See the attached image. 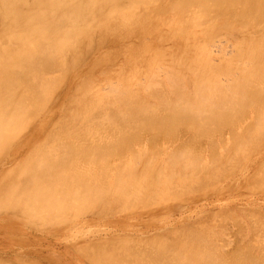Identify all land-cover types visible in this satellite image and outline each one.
<instances>
[{
  "label": "rangeland",
  "instance_id": "obj_1",
  "mask_svg": "<svg viewBox=\"0 0 264 264\" xmlns=\"http://www.w3.org/2000/svg\"><path fill=\"white\" fill-rule=\"evenodd\" d=\"M140 1L97 0L90 11L83 13L78 11L77 18L72 23L73 30L76 29L74 31L77 34L73 33L74 42H70V45L80 48L81 41L89 31L93 30L97 33L95 32L93 39L81 49V59L76 64L82 67L78 68L77 72L76 65L72 70L62 66L61 68L60 64L57 65L58 63L55 62L52 65L53 67L57 65L58 69L53 68L52 65L48 67L47 59H43L44 61L38 59L37 65L35 64L39 68L42 66L45 73L41 68L39 73L38 68L32 69L31 73L27 72L32 80L27 79L28 82L24 85L28 86L27 83L30 81H33V84H29L32 85L31 88L43 84L45 86H41L44 88L41 89L43 94L38 91L40 95L37 94V97L44 98L36 100L44 101L38 103L34 101L29 112L36 111L32 112L33 115L27 112L23 119H19L15 123L17 128L14 133L24 135L33 122L34 114L40 112L42 118L45 109L53 110L52 121H54L50 122L52 124L48 126L47 133L45 132L36 145L42 144V147L38 146L29 151L34 161L29 165L30 167L26 166L22 171L24 174L27 172L36 174L32 176L31 183L36 185L30 184L31 186L23 190L22 186L16 185L17 182L8 179L10 167L5 168L6 171L3 173L5 175L2 174L0 177V264H189V262L198 264L200 261L197 259L202 262L204 254L205 261L212 264H264V0ZM234 1L236 2L232 3ZM250 4L256 8L255 11L249 6ZM229 9L233 13L229 11V15H226L225 10ZM246 9L248 12L245 11ZM240 10L246 13L253 10L251 13L254 14L251 16L248 14V17L245 13L246 18L237 19ZM219 12L224 16H216ZM242 12L239 14H243ZM109 15L114 19L111 20ZM113 15H117V18ZM255 16L258 17L257 20ZM135 19H139V23H136ZM104 20H107L106 23L109 20L112 22L103 25ZM93 24L98 26L95 27ZM112 24H116L115 28ZM99 30L106 34H102ZM90 48L92 51L89 50ZM84 50L89 52L87 51L86 54ZM45 64H48L47 67ZM80 72L83 79L80 78L72 85L70 96L68 93L67 99L61 104L56 102L64 92L67 79L74 73ZM153 73L157 75V79L151 76ZM3 76L4 74L0 73V81ZM38 78L41 79L40 83V80H36ZM40 85L33 88L34 91L38 90ZM172 85L175 87H171ZM30 86L23 88L29 89ZM119 90L122 92L118 94ZM3 99L6 100V97L0 99V110L10 109ZM56 103L58 105L54 110L53 105ZM128 104L131 105L127 107ZM34 106L37 109L34 110ZM130 107H133V110ZM136 107H140L141 111ZM162 107L165 109L167 107V110L164 108L163 110ZM135 108L138 111H135ZM147 118L148 120H145ZM138 120L141 122L139 123ZM155 124L158 126L154 129ZM138 125L140 128L137 127ZM124 132L129 137L124 139ZM63 133L65 135H62ZM126 138L131 142L130 144L123 143ZM114 139L120 144H116V141L114 145ZM96 140L99 142V150L93 149ZM104 140L106 143L110 141L112 146L108 147L105 142L103 144ZM12 141L2 140L0 145L8 147V143L12 144ZM69 144L80 146L81 149L78 147L77 151L74 149L76 146L72 148L68 146ZM89 144H93L92 149ZM7 147L3 148L6 150L4 153L7 152ZM82 147L88 148L85 157L83 153L79 154L85 150ZM58 148L65 153L62 154L58 150L57 153ZM69 148L71 151H68ZM101 148L104 150L102 151ZM50 150L54 158H57L56 156L60 158V160L55 159V162H58L57 168L60 163L64 164L59 166L64 172L63 175L59 180L52 179L51 183L50 179L41 177L47 167L45 161L42 167L41 160L46 159L45 155H53ZM179 151L184 154L181 155ZM66 153H73L72 156L76 158L78 155L79 159H74V162V157L67 158L71 155L66 156ZM179 156H182L183 161ZM89 157L99 158L100 168L97 167V170L100 172L98 176L100 178H97L96 182L89 179L88 184H83L73 175L76 173L85 176L86 171L92 173L96 166L92 164L93 162H89L91 160ZM137 157L138 160L134 159ZM47 158L51 159L50 156ZM50 161L53 162L52 159ZM72 163L79 167H75L76 165ZM70 164L74 165L76 171L69 170ZM184 165L187 168H183ZM91 166L93 168L89 170ZM118 169L120 170L117 171ZM159 169L162 170L160 173ZM69 171H73L74 174ZM70 174L72 177H69ZM129 174L130 178L127 177ZM155 174L160 175V181L159 175ZM117 175L119 181L115 178ZM28 176L30 177V174ZM154 178L156 183L151 184L154 183L151 182ZM134 179H139L141 182L134 187L128 185ZM115 180L118 184L114 182ZM67 181L71 186L82 184V187L76 189L77 193L69 194L66 192ZM104 181L107 183L105 184ZM84 185L88 188L85 189ZM153 188L154 190L150 191ZM81 189H84L82 193ZM36 190L43 194L48 191L47 200H36L34 197ZM176 191L178 193H175ZM50 193L55 196L51 198ZM150 249L156 252H151ZM157 249L162 254H159ZM191 256L199 262L189 260ZM240 257L242 260H239ZM205 263L208 264L207 262L200 264Z\"/></svg>",
  "mask_w": 264,
  "mask_h": 264
},
{
  "label": "bare ground",
  "instance_id": "obj_2",
  "mask_svg": "<svg viewBox=\"0 0 264 264\" xmlns=\"http://www.w3.org/2000/svg\"><path fill=\"white\" fill-rule=\"evenodd\" d=\"M97 0H0V73H2V74H4V76L2 77V81H0V92H2L1 90H3V92L0 94V99L1 98H3V97H6V100L5 99H3V100H5L6 101V103H7V106L10 108V109H8V110H5V111H3L2 109L0 110V143L2 142V140H7V141H12V140H9V139H12V138H14L15 140H13L12 142V144L11 143H8L7 145H8V147L7 146H5V145H0V177H2L1 175L4 173V171H6V170H4L5 168H7V167H10L11 168V170H10V174H8V179L9 180H11L12 182H17L16 183V185H18V186H22V188H23V190H25L24 188H27V187H29V186H31V185H36V183L35 184H31L32 183V179H33V177L32 176H36V174L35 175H32L30 172H27V173H23L22 171H24V169L26 168V166H29L30 164H32L31 162L32 161H34L32 158H31V153L29 154V151H31V150H34V149H36L35 147H38V146H41V145H38V146H36L39 142H40V140H41V138H43V136L45 135V132L47 131V128H48V126L49 125H51L50 124V122L52 121V119H53V117H54V113H53V110L51 111V110H47V109H45L44 110V117H42L41 118V116L39 115L40 114V112H36V114H34V119H33V122L31 123V125L28 127V129L26 130V133L24 134V135H20L19 133H14V131L16 132V128H17V126H15V123L19 120V119H23V116L24 115H26V113L28 112L29 113V115H33V113L36 111L35 110V108L37 109V107H33L34 108V110L35 111H31V112H29L30 110H32L31 109V106L32 105H34L33 103H34V101L36 100V99H43L41 96H38L37 97V94H39L38 93V91H40V94L42 93L43 94V91L41 90V89H44L43 87H45L43 84L42 85H40V84H37V85H40V88L38 89V90H35L34 91V89L33 88H37L36 86L37 85H33L34 87L33 88H31V86L29 85V84H33L32 82L33 81H30V83H27V85L28 86H30V88H31V91H29V89L28 88H23V87H28V86H25L26 85V83L25 82H28V80H30L31 78H29V74H27V72H29V73H31V71H32V69H34V70H37V68H38V73L41 71L40 70V68L42 67H40L39 68V66H36L37 64H36V61L39 59H42L41 61H44L43 59H47V62L46 63H49V65H48V67L50 66V65H52V64H57V65H59L60 64V66L59 67H65V68H68V69H73L72 67H74L75 65H76V68H75V70H76V72L78 71V68H81L82 66H77V64H78V60H80L81 58V49L84 47V46H86V44H87V42L88 41H90L91 39H93L92 37H93V35L95 34V32L97 33V31H93V30H91V31H89L88 32V34L87 35H83L84 36V38H83V40L81 41V43H80V48H78V46H75V45H70V42H74V40H73V33H75L76 31H74V30H76V29H74L73 30V22L75 21V19L77 18V14H78V11L80 12V13H83V12H88V11H90L94 6H95V4H94V2H96ZM142 1V0H141ZM140 1V2H141ZM201 1H204V0H201ZM206 1V0H205ZM207 1H209V0H207ZM228 1V0H227ZM229 1H231V0H229ZM252 1H254V0H252ZM256 1V0H255ZM254 1V2H255ZM149 2V1H148ZM157 2V1H156ZM187 2H189V1H187ZM193 2V1H192ZM215 2V1H214ZM236 1H234V2H232V3H235ZM250 2V1H249ZM248 2V3H249ZM253 2V4L255 5V3ZM180 3V2H179ZM198 3V2H197ZM209 3V2H208ZM226 3V2H225ZM77 4H78V6H77ZM189 5V4H188ZM195 5V4H194ZM208 5V4H207ZM227 5V4H226ZM252 4H250L249 6H251ZM153 6V5H152ZM155 6V5H154ZM179 6V5H178ZM190 6V5H189ZM224 6V5H223ZM253 6V5H252ZM251 6V7H252ZM259 6V5H258ZM180 7V6H179ZM204 7H206V6H204ZM224 7H226V6H224ZM257 7V6H256ZM207 8V7H206ZM230 8V7H229ZM248 8V7H247ZM254 8L255 7H252V9L254 10ZM259 8H261V7H259ZM264 8V7H263ZM217 9V8H216ZM226 9V8H225ZM256 9V8H255ZM93 10H95V9H93ZM224 10V9H223ZM223 10H222V12H223ZM244 10V9H243ZM242 10V11H243ZM252 10V11H253ZM264 10V9H263ZM159 11V10H158ZM182 11V10H181ZM207 11H208V9H207ZM219 11V10H218ZM229 11H231L230 9L229 10H225V14L226 15H229L228 14V12ZM241 10L239 11L240 13L242 12ZM245 11H247V9L245 10ZM249 11H250V8H249ZM251 11V12H252ZM255 11V10H254ZM183 12H184V10H183ZM220 12H221V10H220ZM220 12L219 13H217V15L216 16H221L220 15ZM227 12V13H226ZM232 12V11H231ZM230 12V13H231ZM235 12V11H234ZM239 12H238V14H237V16L239 15V17H237V19L238 18H243V17H245L244 16V14L246 13V12H242L243 14H239ZM248 12V11H247ZM251 12H249V13H246V16H248V14L251 16L252 14H254V13H251ZM261 12V11H260ZM118 13V12H117ZM120 13V12H119ZM123 13H125V12H123ZM178 13V12H177ZM233 13V12H232ZM121 14V13H120ZM119 14V15H120ZM127 14V13H126ZM152 14V13H151ZM222 14H224V13H222ZM236 14V13H235ZM234 14V15H235ZM263 14V13H262ZM91 16L92 15H94V14H90ZM100 15H102V14H100ZM127 15H129V14H127ZM161 15V14H160ZM259 15V14H258ZM260 15H261V13H260ZM259 15V16H260ZM110 16V15H109ZM116 16V18H117V15H115ZM114 15H113V17H115ZM123 16H124V14H123ZM157 16V15H156ZM215 16V15H214ZM222 16H224V15H222ZM221 16V17H222ZM257 16V15H256ZM256 16H255V18H256ZM86 18L88 17V16H85ZM101 17V16H100ZM111 17V16H110ZM126 17V16H125ZM124 17V18H125ZM129 18H130V16H128ZM178 17V16H177ZM249 17V16H248ZM80 18V17H79ZM82 18V17H81ZM80 18V19H81ZM94 18V17H93ZM112 18V17H111ZM116 18H115V21H117L116 20ZM120 18V17H119ZM127 18V17H126ZM128 18V20H131V19H129ZM132 18V17H131ZM207 18V17H206ZM209 18V17H208ZM218 18V17H217ZM246 18V17H245ZM254 18V19H255ZM258 18V17H257ZM257 18L255 19V20H257ZM96 19V18H95ZM94 19V20H95ZM114 18H112L111 20H113ZM122 19V18H121ZM209 19H212V18H209ZM208 19V20H209ZM213 19H216V17H213ZM102 19H100V21H101ZM111 20H109L110 22H112ZM136 20V19H135ZM135 20H132V21H135ZM139 20V19H138ZM138 20H136L137 22L136 23H139L138 22ZM163 20V19H162ZM248 20V19H247ZM80 21V20H79ZM98 21V20H97ZM99 21V22H100ZM107 21V20H106ZM106 21L104 20V23L105 24H103V25H106L107 23H106ZM122 21V20H121ZM140 21V20H139ZM215 21V20H214ZM227 21V20H226ZM86 22V21H85ZM119 22V21H118ZM82 23H83V21H82ZM93 23V22H92ZM103 23V22H102ZM122 23H124V22H122ZM126 23V22H125ZM133 23V22H132ZM78 24H80V22L78 23ZM91 24V23H90ZM111 24V23H110ZM109 24V25H110ZM129 24V23H128ZM233 24V23H232ZM86 25H87V22H86ZM94 25V24H93ZM108 25V26H109ZM112 25H114V28H115V25L116 24H112ZM122 25V24H121ZM137 25V24H136ZM228 25V24H227ZM226 25V26H227ZM244 25V24H243ZM247 25V24H246ZM95 27H97L96 25H94ZM138 26V25H137ZM222 26V25H221ZM230 26V25H229ZM233 26V25H232ZM250 26V25H249ZM88 27H89V25H88ZM102 27V26H101ZM104 27H106L107 28V26H104ZM103 27V28H104ZM124 27H126V26H123V28ZM131 27V26H130ZM247 27V26H246ZM109 28H111V27H109ZM113 28V27H112ZM117 28V27H116ZM118 28L120 29V27L118 26ZM122 28V27H121ZM254 28V27H253ZM88 29V28H87ZM94 29H96V28H94ZM118 29V30H119ZM72 30L74 31V32H72ZM105 30V29H104ZM115 30V29H114ZM113 30V31H114ZM117 30V29H116ZM122 30V29H121ZM100 31V30H99ZM106 31V30H105ZM134 31V30H133ZM87 32V31H86ZM101 32V31H100ZM117 32V31H116ZM245 32V31H244ZM248 32V31H247ZM102 34H106V33H103V32H101ZM109 33L111 34L112 33V30H111V32L109 31ZM125 33V32H124ZM75 34H77V33H75ZM79 34V33H78ZM114 35V34H113ZM97 36V35H96ZM234 37V36H233ZM114 39H116V38H114ZM224 39V38H223ZM79 41V42H80ZM105 43V42H104ZM223 43V42H222ZM224 43H226V42H224ZM212 44V43H211ZM214 44V43H213ZM102 46H103V44H101ZM209 45V44H208ZM67 46H72V47H67ZM215 46H216V44H215ZM67 47V48H66ZM97 49V48H96ZM90 51H92L91 50V48L89 49ZM89 50H87L88 52H89ZM149 50V49H148ZM83 51V50H82ZM85 51V50H84ZM87 51H85V53L87 52ZM87 52V53H88ZM220 52V51H219ZM86 53V54H87ZM83 55V54H82ZM86 56V55H85ZM85 56H84V59H85ZM87 57V56H86ZM83 60V59H82ZM81 60V61H82ZM40 61V62H41ZM81 61H80V63H81ZM38 62V61H37ZM51 62V63H50ZM55 62V63H54ZM86 62V60H84L83 61V63H85ZM97 62H99V61H97ZM77 63V64H76ZM103 63V62H102ZM36 64V65H35ZM42 64L44 65V62H42ZM39 65V64H38ZM41 65V64H40ZM47 65L45 64V66L47 67ZM57 65H54L55 67H53V65H52V67L53 68H57L58 69V67H56ZM36 66V67H35ZM87 66V65H86ZM51 67V66H50ZM61 67V68H62ZM92 68V67H91ZM42 69V68H41ZM164 69H166V68H164ZM43 70V69H42ZM45 70H46V68H45ZM49 70V69H48ZM54 70V69H53ZM56 70V69H55ZM54 70V71H55ZM80 70V69H79ZM59 71V70H58ZM107 71V70H106ZM225 71V70H224ZM33 72V71H32ZM43 72L45 73V71L43 70ZM49 72H51V70H49ZM55 72H57V71H55ZM62 72H63V69H62ZM69 72H71L70 70H69ZM264 72V71H263ZM7 73V74H6ZM191 73V72H190ZM37 74V73H36ZM32 75H33V73H32ZM40 75V74H39ZM86 75V74H85ZM167 75V74H166ZM36 76V75H35ZM82 76V73L80 72V73H74L73 74V76H71L70 78H68L67 79V81H66V83L64 84V92L62 93V96H61V94H60V98L58 97V100L56 99V102H60L59 104H61V102L62 101H64L65 99H67L66 97H67V95H68V93H69V91H70V89H72L71 87H72V85L77 81V80H79L80 78H82L83 79V77H81ZM151 76L153 77V76H155V73H153V75L151 74ZM157 76V75H156ZM155 76V77H156ZM176 76H177V74H176ZM259 76V75H258ZM41 78H45V79H49V78H46V77H42L41 76ZM143 78V77H142ZM154 78V77H153ZM170 78V77H169ZM168 78V79H169ZM175 78V77H174ZM28 79V80H27ZM44 79V80H45ZM156 79H157V77H156ZM224 79V78H223ZM32 80V79H31ZM36 80H40L39 81V83L41 82V79H36ZM153 80V79H152ZM52 81V80H51ZM138 83V82H137ZM140 83V82H139ZM153 83V82H152ZM151 83V84H152ZM157 83V82H156ZM25 84V85H24ZM117 84V83H116ZM182 84V83H181ZM180 84V85H181ZM254 84V83H253ZM76 85V84H75ZM176 85V84H175ZM179 85V84H178ZM41 86H43L42 88H41ZM47 86V85H46ZM85 87V86H84ZM111 87V86H110ZM171 87H175V86H171ZM48 88V87H47ZM115 88V87H114ZM19 89V90H18ZM25 91H24V90ZM33 89V90H32ZM111 89H112V87H111ZM230 89H232V88H230ZM107 90H108V88H107ZM110 90V89H109ZM123 90V89H122ZM152 90V89H151ZM220 90H222L221 88H220ZM246 90H247V88H246ZM112 91V90H111ZM115 91V89H113V92ZM153 91V90H152ZM224 91H225V89H224ZM233 91V90H232ZM242 91V90H241ZM248 91V90H247ZM109 92V91H108ZM118 92V94L119 93H121L122 91H117ZM154 92H156V91H154ZM185 92V91H184ZM226 92V91H225ZM243 92V91H242ZM251 92V91H250ZM249 92V93H250ZM247 93V92H246ZM39 94V95H40ZM70 94H71V92L69 93V96H70ZM123 94H124V91H123ZM156 94V93H155ZM158 94V93H157ZM156 94V95H157ZM184 94V93H183ZM134 95V94H133ZM132 95V96H133ZM160 95H161V93H160ZM256 95V94H255ZM254 95V96H255ZM68 96V99H70V97ZM110 96V95H109ZM153 96H154V94H153ZM177 96V95H176ZM178 96H180V94H178ZM218 96V95H217ZM258 96V95H257ZM256 96V97H257ZM40 97V98H39ZM182 97V96H181ZM184 97V96H183ZM193 97V96H192ZM240 97V96H239ZM50 98V97H49ZM53 98H55V97H53ZM157 98V97H156ZM176 98V97H175ZM179 98V97H178ZM194 98V97H193ZM241 98V97H240ZM105 100H106V98H104ZM165 99V98H164ZM177 99V98H176ZM181 99V98H180ZM179 99V100H180ZM203 99V98H202ZM263 99V98H262ZM35 101V103H38V102H42V101H44V100H42V101ZM49 100V99H48ZM184 100H187V99H184ZM189 100V99H188ZM207 100V99H206ZM205 100V101H206ZM231 100V99H230ZM255 100V99H254ZM82 101V100H81ZM102 101V100H101ZM182 101V100H181ZM160 102V101H159ZM175 102H176V100H175ZM174 102V103H175ZM242 102V101H241ZM127 103H128V101H127ZM165 104L167 103L166 101L164 102ZM173 103V102H172ZM234 103V102H233ZM3 104V103H2ZM121 104V103H120ZM123 104V103H122ZM138 104V103H137ZM161 104V103H160ZM163 104V103H162ZM161 104V105H162ZM164 104V105H165ZM170 103H168V105H169ZM234 104H236V103H234ZM242 104V103H241ZM244 104V103H243ZM36 105V104H35ZM57 103L55 104V105H53L54 106V110H55V107H57ZM129 105H131V104H128V106L127 107H129ZM136 105V104H135ZM138 105H140V103L138 104ZM160 105V106H161ZM175 105H178V104H175ZM174 105V106H175ZM182 104L180 103V106H181ZM185 105V104H184ZM240 105V104H239ZM2 106H4V105H2ZM117 106H119V105H117ZM123 106V105H122ZM133 106V105H132ZM142 106V105H141ZM140 106V107H141ZM153 106V105H152ZM187 106H190V104L188 105L187 104ZM187 106H185V107H187ZM192 106V105H191ZM244 106V105H243ZM256 106V105H255ZM42 107V106H41ZM40 107V108H41ZM140 107H136V108H140ZM145 107H146V105H145ZM194 107V106H193ZM262 107H263V105H262ZM4 108V107H3ZM123 108V107H122ZM135 108V111H138L137 109ZM147 108V107H146ZM164 107H162V109H163ZM178 108V107H177ZM192 108V107H191ZM217 108V107H216ZM233 108V107H232ZM130 109H132L133 110V107L131 108L130 107ZM129 109V110H130ZM144 109V108H143ZM159 109V108H158ZM161 109V108H160ZM165 109V108H164ZM163 109V110H164ZM170 109H175V108H171L170 107ZM181 109H186V108H183V107H181ZM189 109V108H188ZM257 109H259V108H257ZM39 110H42V109H39ZM39 110H37V111H39ZM115 110V109H114ZM128 110V109H127ZM140 111H141V109H139ZM162 110V111H163ZM165 110H167V107H166V109ZM177 110V109H176ZM179 110V109H178ZM187 110V109H186ZM244 111H245V109H243ZM255 110V109H254ZM260 110V109H259ZM142 111H144V110H142ZM146 111V110H145ZM144 111V112H145ZM147 111H150L149 109H147ZM170 111V110H169ZM191 111V110H190ZM33 112V113H32ZM55 112V111H54ZM57 112V111H56ZM116 112V111H115ZM115 112H114V114H115ZM166 112H168V111H166ZM165 112V113H166ZM200 112V111H199ZM261 112H263V111H261ZM30 113H32V114H30ZM110 113V112H109ZM129 113V112H128ZM131 113H133V112H131ZM137 113V112H136ZM140 113V112H139ZM143 113V112H142ZM152 113V112H151ZM156 113V112H155ZM187 113H190V112H187ZM192 113L194 114V112L192 111ZM201 113V112H200ZM209 113V112H208ZM239 113V112H238ZM68 114V113H67ZM145 114V113H144ZM146 114H147V112H146ZM157 114V113H156ZM164 114V113H163ZM94 115H95V113H94ZM116 115V114H115ZM126 115V114H125ZM132 115V114H131ZM137 115V114H136ZM162 115V114H161ZM183 115V114H182ZM190 115H192L191 113H190ZM240 115V114H239ZM98 116V115H97ZM120 116V115H119ZM135 116V115H134ZM134 116H131V117H134ZM140 116V115H139ZM149 116V115H148ZM158 116H160V115H158ZM242 116H243V114H242ZM256 116H258V115H256ZM123 117V116H122ZM125 117V116H124ZM136 117H138V116H136ZM143 117H145L144 115H143ZM150 117V116H149ZM209 117V116H208ZM239 117V116H238ZM258 117H260V116H258ZM93 118V117H92ZM139 118V117H138ZM138 118H135V119H138ZM154 118V117H153ZM189 118H191V117H189ZM196 118V117H195ZM194 118V119H195ZM203 118V117H202ZM72 119V118H71ZM76 119V118H75ZM134 119V118H133ZM134 119V120H135ZM164 119V118H163ZM191 119H193V117L191 118ZM216 119V118H215ZM56 120V119H55ZM79 120V119H78ZM122 120V119H121ZM133 120V121H134ZM145 120H148V118L147 119H145ZM152 120H154V119H152ZM158 120V119H157ZM178 120V119H177ZM189 120V119H188ZM217 120V119H216ZM242 120V119H241ZM54 121V120H53ZM52 121V122H53ZM131 121V120H130ZM139 121V120H138ZM137 121V122H138ZM160 121H162V120H160ZM190 121V120H189ZM224 121H226V120H224ZM97 122V121H96ZM106 122V121H105ZM120 122H122V121H120ZM125 122V121H124ZM132 122V121H131ZM141 121H139V123H140ZM148 122V121H147ZM154 122H155V120H154ZM153 122V123H154ZM186 122V121H185ZM191 122V121H190ZM234 122V121H233ZM74 123V122H73ZM110 123V122H109ZM126 123V122H125ZM151 123V122H150ZM161 123V122H160ZM160 123H159V125H160ZM163 123H165V122H163ZM163 123H162V125H163ZM196 123V122H195ZM118 124V123H117ZM121 124V123H120ZM131 124V123H130ZM133 124H136V123H133ZM138 124V123H137ZM152 124V123H151ZM150 124V125H151ZM168 124V123H167ZM182 124V123H181ZM194 124V123H193ZM221 124V123H220ZM226 124V123H225ZM228 124V123H227ZM87 125V124H86ZM108 125V124H107ZM125 125H127V124H125ZM140 125V124H139ZM139 125L137 126V127H139ZM169 125H170V123H169ZM183 125H185V124H183ZM188 125V124H187ZM200 125V124H199ZM198 125V126H199ZM222 125V124H221ZM231 125V124H230ZM18 126H20V125H18ZM25 126V125H24ZM106 126V125H105ZM144 125H143V122H142V127H143ZM157 126H158V124H157ZM156 126V124H155V126H154V129L157 127ZM179 126V125H178ZM177 126V127H178ZM186 126V125H185ZM202 126H204V125H202ZM207 126V125H206ZM227 126H229V125H227ZM63 127V126H62ZM73 127V126H72ZM80 127V126H79ZM100 127V126H99ZM141 127V128H142ZM151 127L153 128V126L151 125ZM168 127V126H167ZM195 128H196V125L194 126ZM200 127V126H199ZM220 127H222V126H220ZM219 127V128H220ZM233 127V126H232ZM235 127V126H234ZM257 127V126H256ZM68 128V127H67ZM101 128V127H100ZM119 128V127H118ZM140 128V127H139ZM151 128V129H152ZM202 128V127H201ZM216 128V127H215ZM243 128V127H242ZM65 130H67L66 128H64ZM95 129V128H94ZM111 129V128H110ZM115 129V128H114ZM150 129V128H149ZM153 129V130H154ZM158 129H159V127H158ZM231 129V128H230ZM250 129V128H249ZM253 129V128H252ZM76 130V129H75ZM109 130V129H108ZM147 130V129H146ZM157 130V129H156ZM162 130V129H161ZM202 130V129H201ZM209 131H211L210 129H208ZM215 130V129H214ZM234 130V129H233ZM101 131V130H100ZM110 131V130H109ZM115 131H116V129H115ZM125 131V130H124ZM141 131V130H140ZM150 131V130H149ZM158 131V130H157ZM156 131V132H157ZM164 131H166V130H164ZM205 131V130H204ZM208 131V132H209ZM220 131V130H219ZM64 132V131H63ZM85 132V131H84ZM102 132V131H101ZM104 132V131H103ZM142 132V131H141ZM148 132V131H147ZM172 132V131H171ZM200 132V131H199ZM202 132V131H201ZM221 132V131H220ZM233 132V131H232ZM47 133V132H46ZM59 133V132H58ZM81 133V132H80ZM79 133V134H80ZM112 133V132H111ZM114 133V132H113ZM123 132H121L120 131V134H122ZM125 133V135L123 136V138L124 137H129V136H126V132H124ZM131 133H133V132H131ZM174 133V132H173ZM198 133V132H197ZM204 133H206V132H204ZM213 133V132H212ZM13 134H15V135H13ZM160 134V133H159ZM158 134V135H159ZM13 135V136H12ZM51 135H52V133H51ZM62 135H65L64 133L62 134ZM113 135V134H112ZM123 135V134H122ZM130 135V134H129ZM157 135V134H156ZM157 135V136H158ZM161 135V134H160ZM200 135H202V134H200ZM225 135V134H224ZM237 135V134H236ZM75 136V135H74ZM96 136V135H95ZM111 136V135H110ZM17 137V138H16ZM51 137V136H50ZM63 137H66V136H63ZM73 137V136H72ZM111 137H113V136H111ZM139 137H141L140 135H139ZM167 137V136H166ZM195 137V136H194ZM205 137H206V135H205ZM48 138V137H47ZM46 138V139H47ZM60 138H61V135H60ZM151 138V137H150ZM221 138V137H220ZM54 139V138H53ZM89 139V138H88ZM87 139V140H88ZM125 139V138H124ZM135 139V138H134ZM193 139V138H192ZM213 139V138H212ZM49 140V139H48ZM57 140V139H56ZM63 140H65V138L63 139ZM81 140H83V138L81 139ZM86 140V139H85ZM128 140V138H126V141L125 142H123V143H131V142H128L127 141ZM132 140V139H131ZM144 140V139H143ZM194 141H195V139H193ZM197 140V139H196ZM210 140V139H209ZM54 141V140H53ZM68 141H70V140H68ZM72 141H74V140H72ZM102 141V140H101ZM108 141V140H107ZM112 141V140H111ZM116 141L117 140H115L114 139V142H113V144L115 145V143H116ZM129 141H130V139H129ZM139 141H141V140H139ZM200 141V140H199ZM214 141V140H213ZM67 142V141H66ZM91 142H92V140H91ZM93 142H94V140H93ZM96 144L93 146V144H91L94 148L93 149H95V150H99V147H98V144H99V142L96 140ZM104 142L106 143V141L104 140L103 141V144H104ZM215 142V141H214ZM47 143V142H46ZM111 142L109 141L108 143H106V145L108 144V147H111L112 145L110 144ZM208 143V142H207ZM223 143V142H222ZM73 144V143H72ZM72 144H69L68 146H70V145H72ZM78 144V143H77ZM82 144V143H81ZM109 144H110V146H109ZM116 144H120V143H118V141H117V143ZM169 144V143H168ZM255 144V143H254ZM90 144H89V146H91ZM100 145H102V143L100 144ZM132 145V144H131ZM180 145H182L181 143H180ZM214 145V144H213ZM228 145V144H227ZM74 146H76V148H74V149H76L77 151H78V147L81 149V147L80 146H78L77 147V145H73V146H70V147H74ZM83 146V145H82ZM84 146H86L85 144H84ZM88 146V145H87ZM92 146H91V149H92ZM182 146H185V145H182ZM4 147H7L8 149H7V152H5L4 153V151H6V150H3V148ZM42 147V146H41ZM55 147H57V146H55ZM59 147V146H58ZM119 147V146H118ZM63 148V147H62ZM82 148H84V147H82ZM150 148V147H149ZM175 148V147H174ZM189 148V147H188ZM5 149V148H4ZM61 149V148H60ZM71 148H69L68 149V151L70 150ZM73 149V150H74ZM79 149V150H80ZM85 150L86 149H88V148H84ZM102 149V148H101ZM133 149V148H132ZM141 149H143V148H141ZM160 149H162V148H160ZM190 149V148H189ZM213 149V148H212ZM258 149V148H257ZM52 150H54V149H52ZM52 150H50V153H51V151ZM59 151V148L58 149H56V151ZM83 150V149H82ZM85 150H83V152L81 151V153H79V154H82L83 155V157H85L84 155H86V152H88L87 150L85 151ZM104 149H102V151H103ZM55 151V150H54ZM58 151H57V153H58ZM61 152H62V154L63 153H65L64 152V150H60ZM59 151V152H60ZM71 151V150H70ZM75 151V150H74ZM85 151V152H84ZM90 151V150H89ZM163 150H161V152H162ZM174 151V150H173ZM216 151V150H215ZM73 152V151H72ZM91 152H94V151H91ZM149 152H150V150H149ZM152 152H153V150H152ZM156 152V151H155ZM160 152V153H161ZM180 152V151H179ZM57 153H56V155H57ZM85 153V154H84ZM100 153H102V152H100ZM99 153V154H100ZM146 153V152H145ZM176 153V152H175ZM182 153L183 152H180V154L182 155ZM199 153V152H198ZM197 152H196V154H198ZM216 153H217V151H216ZM216 153H212V154H216ZM51 154H53V153H51ZM61 154V153H60ZM72 154L73 153H70V154H68V153H66V156L67 155H71L70 157H67V158H73L74 157V155L72 156ZM93 154H95V153H93ZM92 154V155H93ZM103 154V153H102ZM102 154H100L101 156H103ZM142 154V153H141ZM144 154V153H143ZM184 154V153H183ZM211 154V155H212ZM229 154V153H228ZM96 155V154H95ZM108 155H110L111 156V154H107V156ZM155 155H157V154H155ZM218 155V154H217ZM8 156V157H7ZM33 156V155H32ZM46 156V159L44 160H41V162H43L41 165H42V167H44L43 166V164H44V161L46 162V168L44 169V171L42 172V176L41 177H43V178H46L47 180H51L50 181V183L52 182V179H58L59 180V177H61L62 175H63V170L61 169V168H59V166L61 165V163H60V165L58 166V168H57V163L58 162H55V159H57V160H60V158L58 157V156H56L57 158H54V154L51 156V155H49L50 157H51V159L53 160V162L52 161H50L51 159L50 158H47V157H49V156H47V155H45ZM61 156H64V155H61ZM65 156V157H66ZM91 156V155H90ZM94 156V155H93ZM97 157H98V155H96ZM106 156V157H107ZM195 156V155H194ZM136 157V156H135ZM156 157H159L158 155L156 156ZM156 157H155V159H156ZM180 157V159H182V156H179ZM210 157V156H209ZM218 157V156H217ZM77 158H78V155H77ZM76 158V156L73 158V161L75 162V160L74 159H77ZM82 158V157H81ZM88 158V157H87ZM90 158V157H89ZM138 158L139 157H137V158H134V159H137L138 160ZM148 158H150V156L148 155ZM176 158V157H175ZM186 158V157H185ZM194 158V157H193ZM79 159V158H78ZM83 159H85V158H83ZM83 159H82V162H83ZM91 160H89V162H93L92 164L93 165H95L96 167H95V169L91 166V169H89V170H92V168H93V170L91 171L92 173L91 174H89L87 171H86V175L85 176H79V175H77L76 173L74 174L73 173V171H69V172H72L74 175H73V177H76L77 178V180L78 181H80L81 183H83V184H88L87 182H88V180L89 179H92V181H94V182H96V180H97V178H98V176H99V171L97 170V167H98V169L100 168L98 165H99V158H95V159H92V158H90ZM155 159H153V160H155ZM169 159V158H168ZM173 159V158H172ZM212 159H213V157H212ZM228 159V158H227ZM87 160V159H86ZM105 160V159H104ZM123 160V159H122ZM150 160V159H149ZM165 160H167V159H165ZM170 160V159H169ZM220 160V159H219ZM239 160V159H238ZM38 161H39V159H38ZM65 161H66V158H65ZM71 161V160H70ZM171 161V160H170ZM182 161H183V159H182ZM66 162H68V161H66ZM66 162H64L65 164H66V166H67V163ZM136 162H138V161H136ZM151 162H152V160H151ZM184 162H185V160H184ZM187 162V161H186ZM34 163V162H33ZM140 163V162H139ZM167 163H169V162H167ZM176 163V162H175ZM190 163V162H189ZM72 164H75V163H72ZM122 164V163H121ZM162 164H163V162H162ZM166 164V163H165ZM171 164V163H170ZM173 164V163H172ZM183 163H181V165H182ZM39 165V163L37 164V166ZM63 166H64V164H62ZM61 165V166H62ZM71 165V164H70ZM76 165V164H75ZM89 165V164H88ZM115 165V164H114ZM146 165V164H145ZM151 165H152V163H151ZM168 165V164H167ZM175 165V164H174ZM180 165V166H181ZM34 166V165H33ZM60 166V167H61ZM105 166V165H104ZM110 166V165H109ZM111 166H113L112 165V163H111ZM166 166V165H165ZM185 166V165H184ZM183 166V168H187L186 166L184 167ZM190 166V165H189ZM224 166V165H223ZM30 167V166H29ZM41 166H40V169L42 168ZM75 167H79V166H75ZM74 165H71V167H70V169L69 170H73L74 168ZM81 167H83V166H81ZM119 167V166H118ZM122 167V166H121ZM145 167V166H144ZM168 167V166H167ZM174 167H176V166H174ZM192 167H194V166H192ZM9 168V169H10ZM31 168H33L32 166H31ZM66 168V167H65ZM86 168V167H85ZM84 168V169H85ZM105 168V167H104ZM120 168V167H119ZM135 168V167H134ZM161 168H162V165H161ZM211 168V167H210ZM67 169V168H66ZM80 169V168H79ZM88 169V168H87ZM102 169V168H101ZM145 169V168H144ZM147 169V168H146ZM154 169V168H153ZM171 169V168H170ZM173 169V168H172ZM176 169V168H175ZM175 169H173V170H175ZM193 169V168H192ZM202 169V168H201ZM8 170V169H7ZM27 170V169H26ZM75 171H76V169H74ZM78 170V169H77ZM120 169H118L117 171H119ZM148 170H150V169H148ZM195 170V169H194ZM31 171V170H30ZM121 171H122V168H121ZM137 171V170H136ZM152 171V170H151ZM160 171H162V170H160L159 169V173H160ZM171 171V170H170ZM196 171V170H195ZM216 171V170H215ZM32 172V171H31ZM108 172V171H107ZM143 172H144V170H143ZM169 172V171H168ZM7 173V172H6ZM34 173H36V172H34ZM66 173V172H65ZM104 173V172H103ZM106 173V172H105ZM121 173H123V172H121ZM139 173V172H138ZM166 173V172H165ZM30 174V177L28 176ZM44 174V175H43ZM84 174V173H83ZM111 174V173H110ZM109 174V175H110ZM195 174L196 173H194V176H195ZM3 175H5V174H3ZM38 175V174H37ZM102 175H104V174H102ZM127 175V174H126ZM142 175V174H141ZM156 176H158L157 174H155ZM155 175H154V177H155ZM174 175V174H173ZM67 176V175H66ZM120 176V175H119ZM122 176V175H121ZM130 176V174L127 176L128 178H130L129 177ZM137 176V175H136ZM136 176H134V177H136ZM169 176V175H168ZM170 176H171V174H170ZM178 176V175H177ZM189 176V175H188ZM191 176H193V175H191ZM7 177V176H6ZM5 177V178H6ZM32 177V178H31ZM40 177V178H41ZM65 177V176H64ZM69 177H72V174H70L69 175ZM108 177V176H107ZM118 175L117 176H115V178L118 180ZM144 177V176H143ZM174 177H176V176H173V178ZM100 178V177H99ZM98 178V179H99ZM157 178V177H156ZM160 178V175L158 176V179ZM7 179V180H8ZM61 179H63V178H61ZM65 179V178H64ZM122 179H124V178H122ZM161 179V178H160ZM160 179H159V181H160ZM170 179V178H169ZM180 179V178H179ZM7 180H5V181H7ZM8 180V181H9ZM38 180V179H37ZM42 180V179H41ZM67 180V179H66ZM70 180V179H69ZM110 180H111V178H110ZM147 180V179H146ZM152 181L151 182H154L155 181V178L154 179H151ZM4 181V182H5ZM43 181V180H42ZM44 181H46V180H44ZM54 181V180H53ZM72 181H74V180H72ZM105 181H107L106 179H105ZM105 181H104V183H105ZM112 181V180H111ZM119 181V180H118ZM148 181V180H147ZM4 182H3V184H4ZM10 182V181H9ZM49 182V181H48ZM57 182V181H56ZM66 182V181H65ZM68 183H67V191L66 192H69V194L70 193H77V190L76 189H79V188H81L82 187V184H77V185H72L71 186V184L69 183V181H67ZM79 182V183H80ZM115 183H117L118 184V182H116V180L114 181ZM122 182H123V180H122ZM141 181L139 180V179H134L133 181L131 180L129 183H128V185H130V186H132V187H134L135 185H137V184H139ZM77 183V182H76ZM107 183V182H106ZM105 183V184H106ZM156 182H154V183H151V184H155ZM1 184V183H0ZM8 184V183H7ZM31 184V185H30ZM52 184H55V183H52ZM61 184H62V182H61ZM114 184V183H113ZM120 184V183H119ZM149 184V183H148ZM9 185H11V184H9ZM95 185V184H94ZM93 185V186H94ZM103 185V184H102ZM195 185V184H194ZM197 185V184H196ZM14 186V185H13ZM85 186V189L86 188H88L86 185H84ZM98 186V185H97ZM97 186H95V187H97ZM121 186H122V184H121ZM197 186H201V185H197ZM11 187V186H10ZM94 187V188H95ZM139 187V186H138ZM146 187V186H145ZM91 188V187H90ZM94 188H92V190L94 189ZM100 188V187H99ZM126 188V187H125ZM151 188V187H150ZM4 189L5 188H3V191H4ZM9 189V188H8ZM21 189V188H20ZM19 189V190H20ZM36 189V188H35ZM38 189V188H37ZM195 189V188H194ZM22 190V189H21ZM41 190V189H40ZM48 190V189H47ZM52 190V189H51ZM82 190H84V189H81V193H82ZM99 190V189H98ZM152 190H154V188L153 189H151L150 191H152ZM192 190V189H191ZM18 191V190H17ZM37 191V190H36ZM35 191V192H36ZM56 190H54L53 192H55ZM87 191H88V189H87ZM94 191V190H93ZM114 191V190H113ZM142 191V190H141ZM156 191H158V190H156ZM46 192V191H45ZM62 192V191H61ZM79 192V193H80ZM91 192V191H90ZM125 192V191H124ZM149 192V191H148ZM220 192V191H219ZM30 193V192H29ZM56 194L55 195H57V192H55ZM58 193H59V191H58ZM65 193V192H64ZM98 193V192H97ZM175 193H178L177 191L175 192ZM46 194H49V192L47 191L45 194H43V192H39V190L35 193V199L36 200H43V199H46L47 200V195ZM60 194V193H59ZM58 194V195H59ZM62 194H63V192H62ZM61 194V195H62ZM83 194H84V192H83ZM93 194V193H92ZM96 194V193H95ZM95 194H93V195H95ZM123 194V193H122ZM222 194V193H221ZM50 197L52 198V196H55L53 193L51 194L50 193ZM72 195V194H71ZM99 195V194H98ZM60 196V195H59ZM86 196V195H85ZM118 196V195H117ZM133 196V195H132ZM32 197V196H31ZM70 197H72V196H70ZM74 197H76L75 195H74ZM80 197V196H79ZM93 197V196H92ZM92 197H91V199H92ZM121 197V196H120ZM60 198H61V196H60ZM21 199H23V198H21ZM25 199V198H24ZM57 199V198H56ZM94 200V199H93ZM23 202V201H22ZM7 205V204H6ZM16 206V205H15ZM18 206V205H17ZM45 206V205H44ZM43 206V207H44ZM99 206V205H98ZM46 207V206H45ZM102 207V206H101ZM16 208V207H15ZM244 209V208H243ZM102 210V209H101ZM104 210V209H103ZM24 211V210H23ZM45 211V210H44ZM51 211V210H50ZM81 212V211H80ZM27 213V212H26ZM30 213V212H29ZM247 213V212H246ZM249 214V213H248ZM253 214V213H252ZM81 216V215H80ZM238 219V218H237ZM251 219V218H250ZM224 221V220H223ZM240 221V220H239ZM234 222V221H233ZM228 223V222H227ZM225 225V224H224ZM243 225V224H242ZM185 226V225H184ZM238 226V225H237ZM221 227V226H220ZM224 227H226V226H224ZM244 227V226H243ZM230 228V227H229ZM240 228V227H239ZM238 228V229H239ZM223 229V228H222ZM230 230V229H229ZM133 231H135V230H133ZM164 231V230H163ZM168 231H169V229H168ZM136 232V231H135ZM142 232V231H141ZM231 237V236H230ZM194 238V237H193ZM241 238V237H240ZM250 238V237H249ZM198 239V238H197ZM200 239V238H199ZM251 239V238H250ZM194 240H195V238H194ZM208 240V239H207ZM214 240V239H213ZM188 241V240H187ZM191 241V240H190ZM226 242V241H225ZM202 243V242H201ZM262 243V242H261ZM142 244V243H141ZM162 244V243H161ZM173 244V243H172ZM171 244V245H172ZM204 244V243H203ZM200 245H202V244H200ZM206 245H208V244H206ZM120 246V245H119ZM130 246V245H129ZM132 246V245H131ZM135 246V245H134ZM134 246H132V247H134ZM140 246H143V245H140ZM148 246V245H147ZM254 246V245H253ZM264 246V245H263ZM144 247V246H143ZM152 248H154L153 246H151ZM170 247V246H169ZM250 247V246H249ZM259 247V246H258ZM89 248V247H88ZM149 248V247H148ZM148 248H146V250H148ZM151 248V249H152ZM157 248V247H156ZM211 248V247H210ZM127 249V248H126ZM151 249H150V251H151ZM167 249V248H166ZM165 249V250H166ZM214 249V248H213ZM213 249H211V250H213ZM229 249V248H228ZM254 249H255V247H254ZM128 250V249H127ZM135 250V249H134ZM140 250H143V249H140ZM158 250V249H157ZM161 250L162 251H164V249H162L161 248ZM171 251L173 250V249H170ZM201 250V249H200ZM206 250V249H205ZM100 251V250H99ZM139 251V250H138ZM138 251H136V253L138 252ZM149 251V250H148ZM148 251H147V253H148ZM214 251V250H213ZM141 252V251H140ZM146 252V251H145ZM151 252H154V251H151ZM156 252V251H155ZM154 252V253H155ZM160 251L158 250V253H159ZM237 252V251H236ZM121 253V252H120ZM153 253V254H154ZM171 253V252H170ZM217 253V252H216ZM123 254V253H122ZM138 254H140V253H138ZM150 254V253H149ZM152 253H151V255H153ZM157 254V253H156ZM159 254H162L161 252L159 253ZM169 254V253H168ZM170 255V254H169ZM196 255H198V254H196ZM235 255V254H234ZM236 255H238V254H236ZM164 256H166V255H164ZM174 256V255H173ZM187 256V255H186ZM206 255L204 254V257H205ZM221 256H223V254H221ZM248 256V255H247ZM118 257V256H117ZM148 257V256H147ZM150 257V256H149ZM194 257V256H193ZM196 257H198V256H196ZM195 257V258H196ZM203 257V261L201 262V260L200 259H197V260H199L200 261V263H203V262H207L208 264H210L208 261H205V258ZM209 257H210V255H209ZM236 257H238V256H235V258ZM120 258V257H119ZM125 258V257H124ZM156 258V257H155ZM155 258H154V260H155ZM161 258V257H160ZM164 258V257H163ZM162 258V259H163ZM167 258V257H166ZM165 258V259H166ZM187 258H189V257H187ZM198 258H201V257H198ZM211 258V257H210ZM248 258V257H247ZM126 260H127V258H125ZM140 259V258H139ZM169 259V258H168ZM242 260V258L240 257L239 258V260ZM143 260H144V258H143ZM148 260V259H147ZM153 260V259H152ZM151 260V262H153ZM157 260V259H156ZM172 260V259H171ZM189 260H193V261H197V260H194V259H192V256H191V258H189ZM221 260V259H220ZM244 260V259H243ZM125 261V260H124ZM160 261V260H159ZM168 263L170 262V261H168V260H166ZM199 261H197V263L199 262ZM213 261V260H212ZM223 261V260H222ZM225 261H227V260H225ZM232 261H233V259H232ZM236 261H237V259H236ZM125 262H127V261H125ZM172 262V261H171ZM179 262V261H178ZM228 262V261H227ZM230 262V261H229ZM228 262V263H229ZM238 262H240V261H238ZM243 262H245V260L243 261ZM154 263H155V261H154ZM174 263V262H173ZM191 262H189V264H190ZM200 263H198V264H200ZM214 263V262H213ZM236 263V262H235ZM160 264V263H159ZM179 264V263H178ZM192 264H194V263H192ZM206 264V263H205ZM212 264V263H211ZM250 264H252V263H250Z\"/></svg>",
  "mask_w": 264,
  "mask_h": 264
}]
</instances>
